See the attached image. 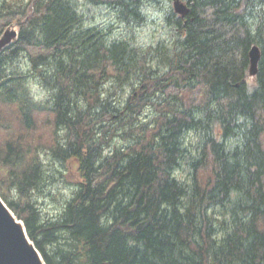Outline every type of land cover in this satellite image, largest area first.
Masks as SVG:
<instances>
[{
	"label": "trees",
	"instance_id": "1",
	"mask_svg": "<svg viewBox=\"0 0 264 264\" xmlns=\"http://www.w3.org/2000/svg\"><path fill=\"white\" fill-rule=\"evenodd\" d=\"M83 1L110 25L80 0H0V36L19 27L0 53V196L46 264H264V0ZM149 8L170 34L141 43ZM42 153L79 175L46 220Z\"/></svg>",
	"mask_w": 264,
	"mask_h": 264
},
{
	"label": "rangeland",
	"instance_id": "2",
	"mask_svg": "<svg viewBox=\"0 0 264 264\" xmlns=\"http://www.w3.org/2000/svg\"><path fill=\"white\" fill-rule=\"evenodd\" d=\"M80 4L84 9L85 22H88V25L94 23L104 27V25H110L112 22L114 15L108 8L85 5L83 0H80ZM148 11L150 23L147 26L137 28L134 31L135 38L141 43H147L154 38H167L170 32L169 28L164 24V11H155L151 8H149ZM115 26L116 24L113 25L114 31L118 33L117 30H120V27L118 28ZM15 28L18 30V25L15 26ZM31 86L33 94L37 98H48L49 92L38 83L32 84ZM118 140H116V142ZM41 157L44 162L46 173L48 174V182L45 184L42 193L35 192V200H37L38 205L41 207L43 218L46 220L59 214L64 199L70 196L74 188V183L79 179V175L77 163L73 159L62 163L53 160L51 155L42 153Z\"/></svg>",
	"mask_w": 264,
	"mask_h": 264
},
{
	"label": "water",
	"instance_id": "3",
	"mask_svg": "<svg viewBox=\"0 0 264 264\" xmlns=\"http://www.w3.org/2000/svg\"><path fill=\"white\" fill-rule=\"evenodd\" d=\"M176 12L185 16L189 8L180 0H175ZM18 32L8 27L0 37V53L17 38ZM260 50L253 46L250 50V75L258 72ZM0 264H46L43 256L29 238L26 228L0 196Z\"/></svg>",
	"mask_w": 264,
	"mask_h": 264
}]
</instances>
